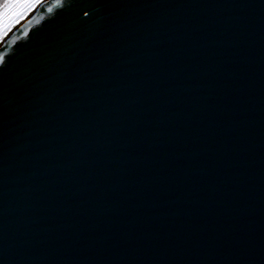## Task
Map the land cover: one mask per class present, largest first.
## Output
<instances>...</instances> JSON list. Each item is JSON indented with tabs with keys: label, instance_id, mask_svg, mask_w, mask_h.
Listing matches in <instances>:
<instances>
[{
	"label": "water",
	"instance_id": "1",
	"mask_svg": "<svg viewBox=\"0 0 264 264\" xmlns=\"http://www.w3.org/2000/svg\"><path fill=\"white\" fill-rule=\"evenodd\" d=\"M93 12L11 36L0 264H264V0Z\"/></svg>",
	"mask_w": 264,
	"mask_h": 264
},
{
	"label": "snow or ice",
	"instance_id": "2",
	"mask_svg": "<svg viewBox=\"0 0 264 264\" xmlns=\"http://www.w3.org/2000/svg\"><path fill=\"white\" fill-rule=\"evenodd\" d=\"M98 2L99 0H79L78 3L77 0H68L66 4V0H0V45H3V49L0 50V74L13 63L17 55L10 49L19 42L20 37L12 40V34L25 21L30 22L38 10L47 13L46 18L41 17L42 20L46 19L53 23L73 11L77 15L82 13L85 20L81 23L87 24L92 20L93 10ZM22 35L26 42H30L34 33L31 29H26ZM229 244L243 251V237H232L229 239Z\"/></svg>",
	"mask_w": 264,
	"mask_h": 264
},
{
	"label": "rangeland",
	"instance_id": "3",
	"mask_svg": "<svg viewBox=\"0 0 264 264\" xmlns=\"http://www.w3.org/2000/svg\"><path fill=\"white\" fill-rule=\"evenodd\" d=\"M1 46V45H0Z\"/></svg>",
	"mask_w": 264,
	"mask_h": 264
}]
</instances>
